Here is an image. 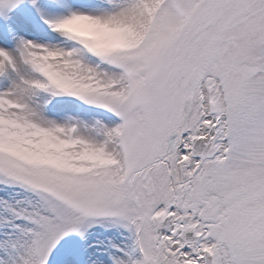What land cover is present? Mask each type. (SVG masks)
I'll list each match as a JSON object with an SVG mask.
<instances>
[{"label": "snow or ice", "instance_id": "6c2138e0", "mask_svg": "<svg viewBox=\"0 0 264 264\" xmlns=\"http://www.w3.org/2000/svg\"><path fill=\"white\" fill-rule=\"evenodd\" d=\"M0 264H264V0H0Z\"/></svg>", "mask_w": 264, "mask_h": 264}]
</instances>
